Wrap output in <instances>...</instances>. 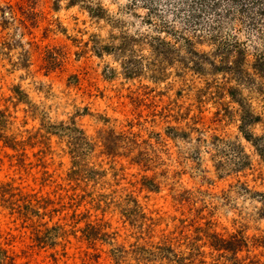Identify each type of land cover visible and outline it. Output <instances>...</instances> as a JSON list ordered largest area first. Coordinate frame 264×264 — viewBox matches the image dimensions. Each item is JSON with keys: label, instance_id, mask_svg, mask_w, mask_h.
Listing matches in <instances>:
<instances>
[{"label": "rangeland", "instance_id": "374dc122", "mask_svg": "<svg viewBox=\"0 0 264 264\" xmlns=\"http://www.w3.org/2000/svg\"><path fill=\"white\" fill-rule=\"evenodd\" d=\"M1 186L0 264H264V0H0Z\"/></svg>", "mask_w": 264, "mask_h": 264}, {"label": "trees", "instance_id": "16d2710c", "mask_svg": "<svg viewBox=\"0 0 264 264\" xmlns=\"http://www.w3.org/2000/svg\"><path fill=\"white\" fill-rule=\"evenodd\" d=\"M159 45H160V47H162V46H164V42H159L158 43ZM15 145V144H14ZM13 147V146H12ZM4 186H7V185H4ZM9 189H7V191H8ZM4 194V191H3V186H1L0 187V196H2ZM6 194H7V192H6ZM10 197H12V196H10ZM15 203V202H14ZM37 241H40V238H37Z\"/></svg>", "mask_w": 264, "mask_h": 264}]
</instances>
